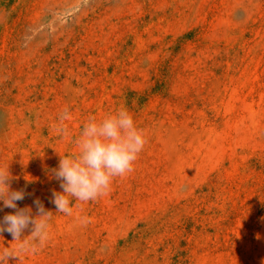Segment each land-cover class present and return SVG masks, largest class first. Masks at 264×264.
Returning <instances> with one entry per match:
<instances>
[{
  "label": "rangeland",
  "instance_id": "374dc122",
  "mask_svg": "<svg viewBox=\"0 0 264 264\" xmlns=\"http://www.w3.org/2000/svg\"><path fill=\"white\" fill-rule=\"evenodd\" d=\"M120 108L147 136L134 170L55 213L60 154ZM0 167L54 213L4 264H264V0H0Z\"/></svg>",
  "mask_w": 264,
  "mask_h": 264
},
{
  "label": "clouds",
  "instance_id": "9594fccd",
  "mask_svg": "<svg viewBox=\"0 0 264 264\" xmlns=\"http://www.w3.org/2000/svg\"><path fill=\"white\" fill-rule=\"evenodd\" d=\"M71 119L69 108H64L54 125L57 135L70 136L67 122ZM74 143L77 151L60 154L59 165L52 170L53 178L60 182L62 191H53L51 202L56 207L55 213L66 216H73L74 202H94L110 191L115 178L130 174L144 150L147 136L137 126L132 114L120 108L99 120L90 116L74 138ZM11 178L9 167H0V202L3 207L15 210L0 219V233L6 231L13 237L12 241L18 242L16 247L0 248V264L9 258H20L21 254H36L51 239L54 213L46 211L38 199L34 201L36 215H33L31 207L18 208L17 202L25 198V192L12 190ZM77 219L81 226L91 223L87 216ZM29 226L30 234L23 236Z\"/></svg>",
  "mask_w": 264,
  "mask_h": 264
}]
</instances>
